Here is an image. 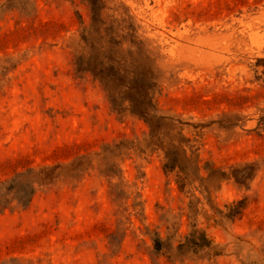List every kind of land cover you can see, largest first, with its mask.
I'll return each instance as SVG.
<instances>
[{"label":"rangeland","instance_id":"rangeland-1","mask_svg":"<svg viewBox=\"0 0 264 264\" xmlns=\"http://www.w3.org/2000/svg\"><path fill=\"white\" fill-rule=\"evenodd\" d=\"M0 183V264H264V0H0Z\"/></svg>","mask_w":264,"mask_h":264},{"label":"trees","instance_id":"trees-1","mask_svg":"<svg viewBox=\"0 0 264 264\" xmlns=\"http://www.w3.org/2000/svg\"><path fill=\"white\" fill-rule=\"evenodd\" d=\"M87 72H90L92 74V76L96 79L99 80V82L102 84V86L104 87L105 91L108 92V97L112 98L111 94L109 93V89L107 88V85L105 83V80L103 78L102 75L98 74V73H94L93 71L87 69ZM122 90V94L123 97L121 96V99L123 101L128 100L130 102L131 105V113L135 116H137L138 118L142 119L144 122H146L149 125V116L152 115V105L149 99V94H148V88H144L141 86H135L132 87L131 89H121ZM111 102V101H110ZM164 168H168L170 170H172V168L170 166H164ZM17 177V176H16ZM15 181L11 180V183H13ZM3 186V183H0V187ZM7 192H10L12 189H6ZM34 194V189L33 187L30 185L28 186V192H27V197H25L24 199H19V197H17L18 201H17V205L21 206V207H25L28 202L31 200L32 196Z\"/></svg>","mask_w":264,"mask_h":264}]
</instances>
